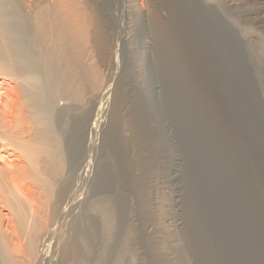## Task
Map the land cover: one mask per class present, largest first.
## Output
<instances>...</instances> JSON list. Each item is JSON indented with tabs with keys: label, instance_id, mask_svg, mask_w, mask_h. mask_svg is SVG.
<instances>
[{
	"label": "rangeland",
	"instance_id": "374dc122",
	"mask_svg": "<svg viewBox=\"0 0 264 264\" xmlns=\"http://www.w3.org/2000/svg\"><path fill=\"white\" fill-rule=\"evenodd\" d=\"M91 2L118 62L39 264H264V0Z\"/></svg>",
	"mask_w": 264,
	"mask_h": 264
},
{
	"label": "bare ground",
	"instance_id": "6f19581e",
	"mask_svg": "<svg viewBox=\"0 0 264 264\" xmlns=\"http://www.w3.org/2000/svg\"><path fill=\"white\" fill-rule=\"evenodd\" d=\"M9 1L0 0V264H39L41 240L62 215L55 185L75 153L84 157L85 136L99 127L92 102L110 92L103 67L118 61L95 1L19 0L13 12ZM115 94L119 103L124 93ZM63 246L69 259L79 255L73 239Z\"/></svg>",
	"mask_w": 264,
	"mask_h": 264
}]
</instances>
